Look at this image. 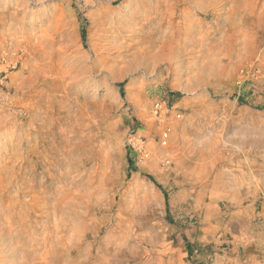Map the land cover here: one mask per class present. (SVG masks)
Here are the masks:
<instances>
[{"label": "rangeland", "instance_id": "obj_1", "mask_svg": "<svg viewBox=\"0 0 264 264\" xmlns=\"http://www.w3.org/2000/svg\"><path fill=\"white\" fill-rule=\"evenodd\" d=\"M87 1L0 0V164L26 172L25 179L33 141L44 136L33 129L48 130L62 112L55 128L66 127L68 138L67 114L79 108L77 95L68 91L61 100L54 91L46 55L58 51L50 65L60 70L59 61L69 64L76 53L103 45L94 37L98 24L119 14L125 0ZM141 2L123 8V24ZM212 37L214 50L220 34ZM124 38L102 54L118 80L106 86L97 71L79 90L82 168L67 180L63 238L54 234L47 247L38 231L13 237L16 247L12 255L0 248V264H264L257 217L264 197V43L252 54L225 46L208 61L198 50L174 60L164 52L158 63L135 69L142 60L116 49ZM125 63L130 73H121ZM56 168L53 176L61 173ZM2 185L15 196L19 185ZM34 219L28 222L46 224Z\"/></svg>", "mask_w": 264, "mask_h": 264}, {"label": "bare ground", "instance_id": "obj_2", "mask_svg": "<svg viewBox=\"0 0 264 264\" xmlns=\"http://www.w3.org/2000/svg\"><path fill=\"white\" fill-rule=\"evenodd\" d=\"M91 1H87V5H93ZM114 1L117 0H109L111 3ZM133 4L134 0H125L121 6L117 7L119 14L124 7L129 8ZM138 4L128 15L129 19L132 18L130 22L128 21L129 24H123L124 19L119 14L112 18H105L98 24L94 37L97 36V41L103 45L96 44L87 54L76 53L73 57H69L71 60L69 64H66V59L59 61V65L64 66L63 69L56 70L54 66L50 65V58L58 51H52L46 55L47 67H50L51 72L56 75L55 78L47 77L51 86L54 87V91L61 93V100L64 98L68 100V94L65 95V92L68 91L77 95L78 98H74L73 104L79 108L77 113L71 117L67 114L70 127L68 138L66 127H64L65 129L55 128V123L59 124L63 119L62 112H58V118L50 124L48 130L43 131V127L40 125L33 129V134L44 136L33 141L34 155L31 156L33 168L28 173L30 178L25 179L24 175L27 173L22 171L18 173L15 166L4 170L0 164V177L1 175L5 177L0 178V248L10 252L9 255H12L13 249L16 247V243L11 240L21 234L29 236L38 231L47 247H49V241L54 234H58L57 240L63 238L62 234L66 227L64 219L68 215L69 209L67 191L69 182L67 180L70 175L79 173L82 168L79 155L80 150L82 151L84 137L80 123L82 104H79V90L84 88L85 80L92 77L97 71L100 75H105L101 80L106 86L109 80L110 82L118 80L114 75L115 67H110L111 65L109 66V63L106 62L107 59L102 57V54L107 50L105 45L116 43L122 35H125V41L116 46V49L118 52L124 48H128L127 51L132 50L131 55H135L134 58L137 60H142L137 63L135 60V69H141L144 65L148 66V62L158 63L157 61L162 59L164 52H168L167 59L174 60V55L179 54L182 50H190L191 53L198 50L199 54H202L200 57H204L208 61L216 53H224L225 46L228 47V52L231 54H239L243 51L246 54H252L264 43V0H142ZM217 34H220V42H215L216 51L213 52L215 49L213 50L211 46L214 40L212 36ZM107 35L112 42H104L105 38L108 39ZM176 41L178 45L173 47L172 45L176 44ZM51 47L52 45L48 48ZM62 49L64 48L59 47L60 51ZM92 56L94 59L91 62L90 57L92 59ZM121 56L122 54L118 53L117 57L121 58ZM131 66L129 63H125L121 68V73H130ZM206 66L204 67L206 68ZM3 69L5 70L7 67L5 66ZM51 72L50 74H52ZM61 126L63 127V125ZM42 148L44 150H41ZM42 153L44 156L40 155ZM24 164L26 165V163ZM54 168L61 169L58 176H53V174L55 175ZM38 170H44L40 175L43 181L36 183L35 180L39 177ZM3 181L7 185L10 182L19 185L15 187V196L11 197L7 188L1 191L4 186L2 185ZM71 181L78 187L81 178L75 176ZM53 183L58 186L52 187ZM33 215L35 221L41 219L46 224L43 223L44 225L40 224V226L37 222H35L36 225H33V222L30 224L28 221ZM50 222L55 223V231H50L53 228Z\"/></svg>", "mask_w": 264, "mask_h": 264}, {"label": "crops", "instance_id": "obj_3", "mask_svg": "<svg viewBox=\"0 0 264 264\" xmlns=\"http://www.w3.org/2000/svg\"><path fill=\"white\" fill-rule=\"evenodd\" d=\"M257 210H258L257 211V217L259 218V220H260V222H261V224L263 225V228H264V216H263L264 210L260 211L259 205L257 207ZM263 251H264V249H263Z\"/></svg>", "mask_w": 264, "mask_h": 264}, {"label": "built area", "instance_id": "obj_4", "mask_svg": "<svg viewBox=\"0 0 264 264\" xmlns=\"http://www.w3.org/2000/svg\"><path fill=\"white\" fill-rule=\"evenodd\" d=\"M259 207H260V211L264 210V197H263L261 203L259 204ZM263 216H264V213H263ZM262 244H263V249H264V237L262 239Z\"/></svg>", "mask_w": 264, "mask_h": 264}]
</instances>
